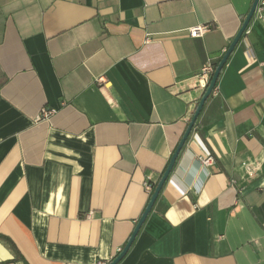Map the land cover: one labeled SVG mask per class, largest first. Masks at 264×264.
<instances>
[{
	"label": "crops",
	"instance_id": "obj_1",
	"mask_svg": "<svg viewBox=\"0 0 264 264\" xmlns=\"http://www.w3.org/2000/svg\"><path fill=\"white\" fill-rule=\"evenodd\" d=\"M252 2L0 0V264L118 255ZM216 88L118 264H264V12Z\"/></svg>",
	"mask_w": 264,
	"mask_h": 264
},
{
	"label": "water",
	"instance_id": "obj_2",
	"mask_svg": "<svg viewBox=\"0 0 264 264\" xmlns=\"http://www.w3.org/2000/svg\"><path fill=\"white\" fill-rule=\"evenodd\" d=\"M258 2H259V0H253V2L251 4V8H250L248 14L246 15L245 19L243 20V23H242L241 28L239 29L237 35L235 36L233 42L230 44V46L226 50L225 54L222 56V58L217 63V65L213 71L211 80H210L205 92L203 93V95H202V97H201V99H200V101L196 107V110H195V112H194V114H193V116H192V118L188 124V127H187L186 131L184 132L180 142L178 143L174 153L172 154L170 161H169L164 173L162 174L160 180L158 181L156 187L154 188L152 195L150 196V199L148 201V204H147L143 214L141 215V217L137 221L136 226H135L130 238L128 239L126 245L121 250V252L112 261H110L108 264H118L124 258V256L126 255V253L129 250V248L131 247V245H132L135 237L137 236L140 228L142 227L143 223L145 222L147 216L149 215V213H150V211H151V209H152V207H153V205H154L165 181L167 180L169 174L171 173L172 168L175 164V161H176L181 149L183 148L185 142L187 141V139H188L193 127H194V124H195L199 114L201 113V111L203 109L205 102L210 97L211 92L217 83V80L219 78L221 70L223 69L224 65L226 64V62H227L229 56L231 55V53L233 52L235 46L237 45V43L241 39L243 33L247 29L249 22L253 18V14H254V11L257 7Z\"/></svg>",
	"mask_w": 264,
	"mask_h": 264
},
{
	"label": "built area",
	"instance_id": "obj_3",
	"mask_svg": "<svg viewBox=\"0 0 264 264\" xmlns=\"http://www.w3.org/2000/svg\"><path fill=\"white\" fill-rule=\"evenodd\" d=\"M263 12H264V0H259L257 7H256L254 14H253V18H256L258 20L263 19ZM208 30H209L208 26L203 25V26L191 28V29L187 30V33H188L189 37H191V38H199ZM245 34H247V29L245 30L243 35H245ZM214 69L215 68H214L213 64L211 63V61H207V63L203 66V68L201 69V71L198 75V87L203 90V93L205 92V90H206V88H207V86L211 80ZM211 95L217 96L216 85L213 88ZM51 114H52V111L43 108L40 112L38 119L39 120L47 119ZM197 160L202 166H205V167L212 166L213 162H214L213 157L208 153H205L204 155L198 157ZM248 175L250 176L251 173H249ZM144 185H145V189H146L147 193L149 194V196H151L154 188H152L148 183H145ZM120 252H121V250L117 251L118 254ZM108 263L109 262H97L95 264H108Z\"/></svg>",
	"mask_w": 264,
	"mask_h": 264
},
{
	"label": "trees",
	"instance_id": "obj_4",
	"mask_svg": "<svg viewBox=\"0 0 264 264\" xmlns=\"http://www.w3.org/2000/svg\"><path fill=\"white\" fill-rule=\"evenodd\" d=\"M216 65H217V63L215 62V63L213 64L214 68L216 67ZM152 188H154V186H152ZM149 197H150V196H149ZM0 240H3V241H5L8 245H11V243H10L7 239H5L4 237H2V236H0Z\"/></svg>",
	"mask_w": 264,
	"mask_h": 264
}]
</instances>
